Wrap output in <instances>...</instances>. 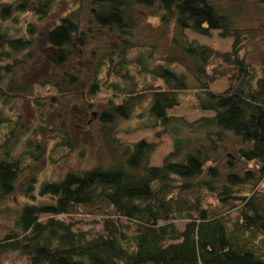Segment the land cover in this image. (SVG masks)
Returning <instances> with one entry per match:
<instances>
[{
  "label": "trees",
  "instance_id": "trees-1",
  "mask_svg": "<svg viewBox=\"0 0 264 264\" xmlns=\"http://www.w3.org/2000/svg\"><path fill=\"white\" fill-rule=\"evenodd\" d=\"M262 31L264 0H0V264H264ZM157 127V166L117 138Z\"/></svg>",
  "mask_w": 264,
  "mask_h": 264
},
{
  "label": "rangeland",
  "instance_id": "rangeland-1",
  "mask_svg": "<svg viewBox=\"0 0 264 264\" xmlns=\"http://www.w3.org/2000/svg\"><path fill=\"white\" fill-rule=\"evenodd\" d=\"M259 29V28H258ZM264 33V31H262ZM184 34L188 41H195L199 44L205 45L215 51L219 52H226L230 51L231 45H232V39L231 38H221L219 36L218 31H212L211 35L209 37H204L197 35L195 33H192L188 30L184 31ZM249 47L245 46L244 49H247ZM211 90L214 92H219L224 90L227 87V81L225 79H218L214 81L211 85ZM34 93H38L40 96H47L53 93L52 90L46 88V87H34ZM188 97V96H187ZM192 97V94L189 98ZM17 110L21 112L26 117L32 116V107L27 102H18L16 104ZM168 115H173L176 117H183L187 121H193L199 117L202 116H209L212 113L209 111H201L197 109H190V108H175L170 109L167 112ZM160 129V127H157L153 130H137L129 135H125L123 133H118L117 138L121 142H135L138 140H146L149 142H156L158 143V146L155 148L153 154L150 157V164L151 165H159L163 159V157L168 154L171 151V139L167 135L160 136L159 138L155 137V133ZM67 169V165L65 163H61L58 165L46 166L44 171L42 172L41 177L44 175V177H50L51 174H59L62 173L64 170ZM25 201L24 198L21 197L19 192H16L14 195L10 197V200L8 202H5V208L6 211L4 212L5 215L0 217V235L4 232V227H9L12 224L13 218L15 216V213L19 210L21 204ZM83 221H90L93 218L90 217H82ZM178 227L182 226L181 222L176 223ZM90 227V225H84L83 228L86 229ZM96 228H99L96 226ZM5 260L4 262L6 264H23V260L21 258L16 257V255L9 253L7 257L3 258Z\"/></svg>",
  "mask_w": 264,
  "mask_h": 264
}]
</instances>
